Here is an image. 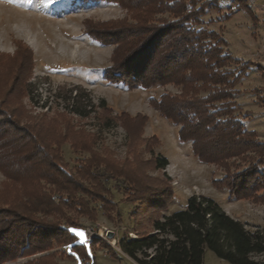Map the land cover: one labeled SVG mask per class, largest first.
<instances>
[{"label":"rangeland","instance_id":"rangeland-1","mask_svg":"<svg viewBox=\"0 0 264 264\" xmlns=\"http://www.w3.org/2000/svg\"><path fill=\"white\" fill-rule=\"evenodd\" d=\"M203 1L212 6L195 28L215 32L222 40L221 53L238 61L228 68L241 67L243 73L233 88L232 107L227 105L230 113L221 119L237 120L246 134L253 132L244 134L238 143L248 141L250 146L226 152L208 142L216 137L199 134L197 149L212 153L213 163L198 161L192 142L178 140L181 126L151 105V100L157 102L162 95L180 96V87L128 89L105 78L104 72L122 66L123 55L114 56L116 44L99 43L86 31L99 33L103 24L113 29L121 21L133 24L126 9L103 1L0 0V231L21 239L30 228L27 225H36L31 248L23 254L9 259L12 255L5 253L11 246L0 244V264H136L121 253L118 241L150 233V221L181 210L191 196L214 200L226 215L264 239V0ZM21 49L31 58L23 86L13 82L16 65L8 62ZM22 74L18 75L24 78ZM75 95H80L78 108L86 117L71 112ZM100 101L106 111L100 109ZM223 104L211 107L218 110ZM104 119L109 121L104 123ZM89 153L123 165L148 191L129 193L126 183L116 190L113 181L101 197L85 181L90 192L76 195L88 204L85 210L50 204L49 197L56 194L47 183L51 159L59 170L72 174ZM161 160L167 165L158 169ZM217 181L242 187L248 196L231 200L228 189L217 187ZM163 190L172 195L165 209L138 208L133 200L153 198ZM89 228L93 239L88 246L70 231L85 233ZM64 231L84 245L88 259L77 257ZM108 231L114 233L112 239L106 238ZM250 258L264 263V254ZM202 264L229 263L205 250Z\"/></svg>","mask_w":264,"mask_h":264},{"label":"trees","instance_id":"trees-1","mask_svg":"<svg viewBox=\"0 0 264 264\" xmlns=\"http://www.w3.org/2000/svg\"><path fill=\"white\" fill-rule=\"evenodd\" d=\"M81 1L116 3L131 14L133 24L121 21L111 27L113 29H107L103 24L100 25L102 31H98L99 33L86 31L90 38L99 43L116 44L114 56L118 52L123 55L122 66H113L110 73L104 72V76L110 82L121 84L128 89L132 87L149 89L166 84L180 87V96L162 95L157 102L154 100L150 102L165 119L181 126L178 140L181 143L192 142L193 154L198 161L215 162L212 153L197 149L199 134L216 137L208 142L216 148L221 147L224 152L251 145L248 141L242 145L238 144L240 137L246 134L239 121L221 119L230 113L228 106L232 107L230 103L234 85L243 75L241 67L233 71L228 68L231 63L238 64V61L233 60L228 53H221L222 40L215 32L195 28L201 24L200 17L210 9L211 3L203 0ZM199 2L201 4L197 7ZM157 15L167 17L157 20L155 19ZM18 59L19 64L16 62ZM8 62L16 65L13 82L25 85L26 72L31 63L27 51L19 50ZM221 68H226V71H219ZM19 73H25L24 78L19 76ZM200 91L207 93L201 97L198 95ZM79 100L80 95H75L71 99V112L86 117L87 115L78 108ZM216 102L224 104L215 110L211 106ZM99 107L106 111L104 101H100ZM107 121L109 119H104V123ZM67 129L70 130L68 125ZM251 134L253 132L246 135ZM260 144H257L258 148H261ZM78 149L82 152L87 151L85 147ZM89 155L83 165L72 174L59 170L53 160L54 157L51 159L47 183L55 188L56 194L49 197L50 204L56 203L69 209L75 207L83 210L88 204L82 199H77L76 195H86L90 192L83 184L85 181L98 189L101 194L97 196L101 197L110 191L108 185L113 181L116 190H121L123 187L120 184L126 183L131 188L129 193L148 191L145 184L139 182L123 168V165L101 155L94 153ZM23 156L25 162L26 156ZM166 165V160L157 162L158 169H163ZM216 184L217 187L225 186L228 189V198L231 200L244 199L243 197L248 196L242 187H229L222 185L220 181ZM171 199L172 195L163 190L153 198L133 200H136L138 208L146 206L154 211L165 209ZM150 222L152 228L150 233L137 236L135 239L122 237L118 241L121 253L136 264H202L205 250L211 251L217 258L229 264H264L250 258L255 254H264L262 236L257 232L247 231L241 223L226 215L210 198L191 196L187 198L181 210ZM27 226L30 228L20 235L21 239L0 231V244L11 246H7L9 251L5 253L7 256L12 255L9 259L31 248L30 238L35 233L36 225ZM67 227L75 226L68 224ZM64 234L68 244H73L72 250L77 257L88 259V252L83 244L77 243L75 235L68 232ZM43 251L46 250H39Z\"/></svg>","mask_w":264,"mask_h":264},{"label":"snow or ice","instance_id":"snow-or-ice-1","mask_svg":"<svg viewBox=\"0 0 264 264\" xmlns=\"http://www.w3.org/2000/svg\"><path fill=\"white\" fill-rule=\"evenodd\" d=\"M9 2H11V0H9ZM70 231L73 232L77 237H79L82 243H86L85 233L78 231L77 229H70Z\"/></svg>","mask_w":264,"mask_h":264},{"label":"built area","instance_id":"built-area-1","mask_svg":"<svg viewBox=\"0 0 264 264\" xmlns=\"http://www.w3.org/2000/svg\"><path fill=\"white\" fill-rule=\"evenodd\" d=\"M85 235H86V245L88 246L93 239V230L90 228L86 229Z\"/></svg>","mask_w":264,"mask_h":264},{"label":"water","instance_id":"water-1","mask_svg":"<svg viewBox=\"0 0 264 264\" xmlns=\"http://www.w3.org/2000/svg\"><path fill=\"white\" fill-rule=\"evenodd\" d=\"M113 236H114V233L113 232H111V231L106 232V238L107 239H112Z\"/></svg>","mask_w":264,"mask_h":264}]
</instances>
